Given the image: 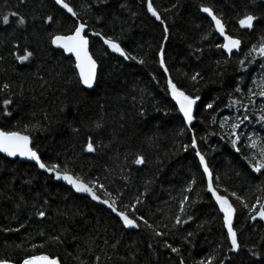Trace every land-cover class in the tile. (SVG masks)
<instances>
[{
    "label": "trees",
    "instance_id": "16d2710c",
    "mask_svg": "<svg viewBox=\"0 0 264 264\" xmlns=\"http://www.w3.org/2000/svg\"><path fill=\"white\" fill-rule=\"evenodd\" d=\"M65 2L87 25L85 35L98 66L94 87L85 89L79 84L72 57L50 43L49 34L74 30L75 18L71 14L55 5L54 0H0V87L10 85L0 91V129L29 135L43 163H57L63 170L67 162L72 174L85 182L96 180L113 195L119 193L118 210H124L126 204L130 206L143 193L136 215L159 223L161 231L171 232L164 239L179 248V253L163 248L162 243L149 249L146 227L125 229L113 213L54 181L36 165L0 154V259L21 264L27 256L44 253L58 264H180L181 259L184 264H198L213 255L212 264L226 257L225 264H264V223H250L247 209L231 197L241 248L237 253L227 251L230 245L224 239L227 232L222 213L206 191L207 178L199 166L196 149L191 148L195 137L214 186L219 180L220 194L227 196L234 191L248 204L256 203L257 198L264 201V175L252 172L244 158L249 150L243 142L241 151H235L227 136L230 128L220 127L224 117L246 111L240 106L226 107L229 94L243 104L249 103L248 89L256 90L252 81H258L261 75L259 58L246 69H241L238 61L264 33V0ZM149 2L164 24L147 11ZM201 6L210 7L225 23L226 33L243 41L238 52L227 55L215 47L222 44V39L200 11ZM12 12L18 15L12 16ZM245 13L259 18L254 30L243 29L237 23ZM5 15L9 17L7 24L2 20ZM49 15L53 20L46 24L44 19ZM19 16L26 18L24 26L17 24ZM165 27L169 30L167 39ZM93 31L113 38L145 63L124 60L92 35ZM206 34H210L209 38L202 39ZM195 48L202 52H195ZM26 50L32 55L24 61L17 60ZM161 51L167 75L159 65ZM194 72L202 76L195 84L189 79ZM169 77L188 94L201 98L194 105L195 119L190 125L183 123L167 91ZM237 85L240 93L235 91ZM5 99L11 101L7 106L3 104ZM255 100L249 107L259 110L264 98ZM208 103L213 108L206 110L204 105ZM257 114L249 113V121L238 131L264 137V126L257 123ZM97 121H102L100 128L94 127ZM37 123L35 130L25 128ZM90 139L93 152L86 151ZM136 155L145 157L146 162L136 165ZM193 179L196 183L191 191H184ZM95 191L100 198H107L98 187ZM183 195L190 198L186 205L197 201L194 207L187 208L193 220L173 228ZM41 208L46 211L45 218L35 215ZM21 224L25 226L18 232L2 230L19 228ZM201 224L203 227L198 228ZM189 232L193 235L189 236ZM56 235L62 242L50 241L44 247L31 248ZM117 239L119 245L111 248ZM250 250L258 255L252 256Z\"/></svg>",
    "mask_w": 264,
    "mask_h": 264
},
{
    "label": "snow or ice",
    "instance_id": "6c2138e0",
    "mask_svg": "<svg viewBox=\"0 0 264 264\" xmlns=\"http://www.w3.org/2000/svg\"><path fill=\"white\" fill-rule=\"evenodd\" d=\"M24 0H21L23 3ZM95 2L103 3L104 0H95ZM55 5H58L61 9H64L67 13L71 14V17L74 19V30L70 31L67 35L62 34H49L50 43L60 49H63L65 53H70L75 58L74 68L76 70V75L78 76L79 84H82L87 87H92L94 79L96 78L97 72V62L93 59L92 55L89 53V41L87 36L84 34L86 30V23L81 22L77 12L73 7L69 5V3L65 2V0H54ZM174 7V6H173ZM147 11L155 17L157 21L161 24H164L165 21L161 19V16L158 14L156 9H154L151 2L147 5ZM200 11L202 13H206L207 16L211 17V21L214 24L215 32L219 33L221 37H223L224 42L222 44H217L215 47L217 49H223L224 53H233V50L237 52L240 50L243 41L239 38L233 37L231 35H227L225 32V23L221 18L217 17L214 14L213 10L210 7L201 6ZM12 16H17L18 13L12 12ZM99 20L100 17H97ZM2 20L5 24L8 23L9 17L7 15L2 17ZM53 20L51 15L47 16L44 19V23H49ZM259 18L252 13H245L241 18L238 19L237 23L243 29L254 30L255 24L254 22H258ZM17 24L19 26H24L26 24V18L23 16H19L17 20ZM168 28H164V38H168ZM92 35L99 37L104 45L107 46V49H110L113 53H117L124 60H133L138 64H144L145 60L143 58H139L136 55H132L129 52H126L121 45L116 42L113 38L105 37L99 31H93ZM210 34H206L202 36V39L207 40ZM163 48V45L161 46ZM195 52H202L201 48H195ZM32 55L31 52L25 51L24 55L17 56L16 59L19 61H24L28 59ZM160 60L159 65L162 69H164L165 74H168V69L165 66V60L163 56V51L159 53ZM259 58V62L261 63L260 68V78L259 80H253L252 83L256 84V90L249 88L247 91V100L249 103H241V100L233 99L230 96V103L226 105V107H236L240 106L246 109L244 113L237 114L233 117H224L221 120L220 127L226 128L229 127L230 131L227 133L229 142L231 147L237 151H241V142H243V147L249 150V154L244 158L248 161V165L251 168L252 172L259 173L260 175H264V137L259 136L256 133H247L238 131L242 125L245 124L246 121H249V113L259 114L256 115V121L261 126H264V103L260 104V109L257 110L254 107H249L250 104L254 105L256 103L255 97L264 98V33L259 35L258 41L253 43L251 47L248 48V51L245 53L244 59L238 61L241 69H246L249 65H252ZM2 59V58H0ZM217 65L221 63V61L216 62ZM189 79L195 84L198 83L202 76L199 72H194ZM10 85L4 84L0 87V91L4 89H8ZM167 91L171 95L172 100L175 101V106L178 109L179 113L182 114L183 123L190 125L195 119L194 114V105L197 104V101L201 98L199 96H194L188 94L184 89H182L176 82L173 81L171 77L167 80ZM235 91L237 93L241 92V88L237 85ZM11 101L9 99L3 100V104L5 106L9 105ZM204 108L212 109L213 104L208 103L204 105ZM9 113L6 111L5 115ZM140 114L143 115V109L140 110ZM47 119V117H45ZM102 126V121H97L94 124L95 128H100ZM31 127L32 129H37L39 127V123L33 125H26L25 128ZM191 131V129H188ZM183 132V129H181ZM221 139H224V136L221 135ZM30 137L29 135L23 134L21 131L14 130H0V153L6 154L8 157H26L29 160L35 161L36 166L39 169H42L45 172L52 173L55 175L57 180H63L68 185L71 186L76 193H86L91 197L93 201H99L100 203L106 205L109 209H111L112 213L119 218V222L122 223L123 228L125 229H139L141 226L146 227L149 231V243L148 248L153 249L154 245H160L162 243L163 248L170 249L172 253H179V248L173 247L171 243L168 242L165 237L171 235L169 231H161V225L159 223H150L148 218L144 216L136 215L138 211L137 205L142 204L143 200L141 197L144 195L143 193L140 196L135 198V201L129 206L124 205V210H118L117 201L120 199V194L117 193L113 195L103 183H98L96 180H89L85 182L83 178L79 175H74L70 171L67 162L65 163L63 170H61V166L57 163H53L51 165H47L43 163L38 155L37 151L33 150V148L29 147ZM191 148L196 149L195 155L199 159V166L203 169V176L207 178V187L206 191L211 194V198L215 201V206H218L219 213H222L223 217V228L226 229L227 235L224 239L228 242L227 251L231 253H237L241 244L238 240V233L233 223V216L236 209L234 205L230 203L229 197L238 200L240 204L247 209V220L251 222H255L258 219L260 221H264V201H261L260 198H257L256 203L248 204L245 199L239 196L236 192H229L228 195H222L218 192L219 188V180L217 179L215 186L212 180V173L209 169V165L206 162L205 155H203L197 146V140L193 137L191 142ZM188 146H185V151H187ZM95 150L93 142L89 141L86 145V151L93 152ZM136 165H142L146 162V158L142 155H136L134 161ZM122 179H126V177H121ZM147 183V182H146ZM196 181L193 179L185 188L184 191H191L192 185L195 184ZM99 188L101 192L104 193L106 199H101L100 196L95 191L96 188ZM225 192H228L227 189H224ZM188 195H183L182 199L179 202L180 212L177 214L175 219V224L172 225L173 228L186 224L188 221L193 220V216L189 214L187 211L188 207H194L197 203L196 200H192L190 205H186V201H189ZM47 205V201L44 202ZM19 207V205H18ZM35 208V205H33ZM131 209V216L129 211ZM35 215L37 218H45L46 211L44 208L35 211ZM186 216L187 219L183 217ZM210 222V221H206ZM25 225L21 224L19 228H4L2 229L4 232H18L20 228H23ZM198 228L203 227V224L198 225ZM189 236L193 235V233L189 232ZM40 236L43 237L44 233L41 232ZM159 238V239H157ZM31 239V237H29ZM50 241H55L57 243L62 242L61 236H49L48 240L40 245L32 244L31 248L36 247H44L45 243ZM119 239L116 240L115 243L110 245L111 248L115 249L119 245ZM104 244L107 245L108 241L105 240ZM20 247V245H17ZM219 247V245H218ZM250 254L252 256H257L258 253L256 251H251ZM218 255V253H217ZM78 259V257H77ZM227 259V257L225 258ZM225 259H221L219 264H225ZM99 260V257H97ZM213 260H215V256L210 255L205 259H201L198 264H212ZM0 264H9L7 260L0 259ZM22 264H58V261L55 258H49V256L41 254V255H32L27 256L22 260ZM81 264H85V262L81 261ZM180 264H184V260H180ZM229 264L231 262L229 261Z\"/></svg>",
    "mask_w": 264,
    "mask_h": 264
},
{
    "label": "water",
    "instance_id": "95a60500",
    "mask_svg": "<svg viewBox=\"0 0 264 264\" xmlns=\"http://www.w3.org/2000/svg\"><path fill=\"white\" fill-rule=\"evenodd\" d=\"M206 16H207V14L206 13H204ZM210 20H211V17H209V16H207ZM212 22V21H211ZM213 24V23H212ZM213 27H214V24H213ZM86 31V30H85ZM225 32H226V28H225ZM217 33V32H216ZM69 34V33H68ZM85 34V33H84ZM218 35H219V33H217ZM227 34V33H226ZM62 35H67V34H62ZM228 35V34H227ZM220 36V35H219ZM88 38V37H87ZM220 38L222 39V43L224 42V40H223V37H221L220 36ZM88 41H89V39H88ZM54 48H56V49H60V48H58V47H56V46H54V45H52ZM60 50H62L63 51V49H60ZM223 50V49H222ZM235 50H233V52H234ZM64 52V51H63ZM65 53V52H64ZM89 53H90V49H89ZM67 56H69V57H72V59L74 60V63H75V58H74V56H72L70 53H65ZM91 54V53H90ZM227 55H231L232 53H226ZM94 59V58H93ZM97 68H98V66H97ZM96 72H97V69H96ZM97 76V75H96ZM95 81H96V78L94 79V82H93V86L92 87H87V86H84V85H82L85 89H92L93 87H94V84H95ZM181 116H182V114H180ZM183 118V117H182ZM188 125V124H187ZM1 130V129H0ZM24 134V133H23ZM26 135V134H25ZM29 147H31L32 148V140H31V138H30V143H29ZM34 150V149H33ZM0 154H2L3 156H5V157H7L8 159H11V160H13V159H18V160H20L21 162H29V163H32V164H34V165H36L35 164V161H32V160H29L28 158H26V157H19V156H15V157H8V156H6V154H4V153H0ZM42 161V160H41ZM38 168V167H37ZM38 170L39 171H42V172H45V171H43L42 169H39L38 168ZM45 173H47L48 175H51L52 177H53V179H54V181H56V182H61V183H63L65 186H67V187H69L70 189H71V186L70 185H68L65 181H63V180H57L56 178H55V175L54 174H52V173H48V172H45ZM75 194H77V195H82V196H85V197H88L92 202H94V203H96V204H99V205H101V206H103L104 208H106L108 211H110L111 213H112V211H111V209H109L106 205H104V204H102V203H100L99 201H93L92 199H91V197L90 196H88L86 193H76L73 189H71ZM102 199V198H101ZM114 215H115V213H113ZM116 216V215H115ZM257 221H260L259 219L257 220ZM261 222H263L264 223V221H261ZM129 229H131V228H129ZM44 254V253H43ZM38 255H41V254H38ZM44 255H47V254H44ZM47 256H49V255H47ZM49 258H52V257H50L49 256ZM9 262V264H15V263H13V262H10V261H8ZM22 264V263H21Z\"/></svg>",
    "mask_w": 264,
    "mask_h": 264
},
{
    "label": "bare ground",
    "instance_id": "6f19581e",
    "mask_svg": "<svg viewBox=\"0 0 264 264\" xmlns=\"http://www.w3.org/2000/svg\"><path fill=\"white\" fill-rule=\"evenodd\" d=\"M89 39V38H88Z\"/></svg>",
    "mask_w": 264,
    "mask_h": 264
}]
</instances>
